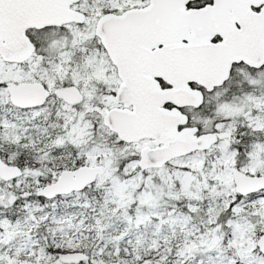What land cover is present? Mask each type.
Returning <instances> with one entry per match:
<instances>
[{"label":"snow or ice","instance_id":"snow-or-ice-1","mask_svg":"<svg viewBox=\"0 0 264 264\" xmlns=\"http://www.w3.org/2000/svg\"><path fill=\"white\" fill-rule=\"evenodd\" d=\"M0 264H264V0H0Z\"/></svg>","mask_w":264,"mask_h":264}]
</instances>
